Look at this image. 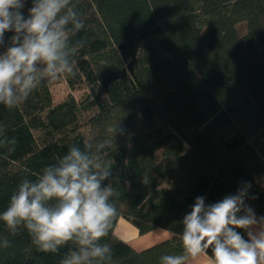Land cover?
Listing matches in <instances>:
<instances>
[{
	"label": "trees",
	"instance_id": "16d2710c",
	"mask_svg": "<svg viewBox=\"0 0 264 264\" xmlns=\"http://www.w3.org/2000/svg\"><path fill=\"white\" fill-rule=\"evenodd\" d=\"M31 6L26 0L25 16ZM70 6L84 23L69 34L73 74L43 81L16 108L0 104V141H16L0 143V213L23 180L35 181L73 145L96 151L120 121L123 131L98 152L111 167L102 186H112L118 210L102 240L111 264H160L180 254L182 221L196 199L214 204L245 182L246 205L264 217V0ZM13 34L5 33L0 53ZM60 84L67 93L56 99ZM119 218L140 235L162 229L171 237L135 250L114 234ZM71 247L41 252L26 229L12 234L0 221V264H60Z\"/></svg>",
	"mask_w": 264,
	"mask_h": 264
},
{
	"label": "clouds",
	"instance_id": "9594fccd",
	"mask_svg": "<svg viewBox=\"0 0 264 264\" xmlns=\"http://www.w3.org/2000/svg\"><path fill=\"white\" fill-rule=\"evenodd\" d=\"M25 3L0 0V46L6 32L14 33L0 53V104L9 109L26 101L43 81L73 74L77 46L70 45L69 34L84 28L71 0H32L27 16ZM122 131L120 121L114 123L109 128L113 139L96 151L91 143L83 149L73 145L35 181L23 180L0 221L12 234L26 229L41 252L57 253L72 245L60 264H111L112 248L102 240L118 210L111 201L114 189L102 186L111 167L98 152L111 147ZM0 143L16 141L5 138ZM143 182L148 183L147 177ZM250 187L245 182L235 195L210 205L198 197L182 221V252L161 256L160 264H188L201 257H207V264H264V217L257 218L245 203ZM237 229L245 230L248 239ZM3 247H9L7 239Z\"/></svg>",
	"mask_w": 264,
	"mask_h": 264
},
{
	"label": "crops",
	"instance_id": "0c3cea01",
	"mask_svg": "<svg viewBox=\"0 0 264 264\" xmlns=\"http://www.w3.org/2000/svg\"><path fill=\"white\" fill-rule=\"evenodd\" d=\"M114 234L138 251L151 247L171 237L169 232L162 229H155L140 235L137 229L123 218L117 220L114 227ZM188 264H207V257L189 260Z\"/></svg>",
	"mask_w": 264,
	"mask_h": 264
},
{
	"label": "rangeland",
	"instance_id": "374dc122",
	"mask_svg": "<svg viewBox=\"0 0 264 264\" xmlns=\"http://www.w3.org/2000/svg\"><path fill=\"white\" fill-rule=\"evenodd\" d=\"M54 94L56 99H61L66 93L67 90L65 89L63 84L54 86ZM78 96V93H75Z\"/></svg>",
	"mask_w": 264,
	"mask_h": 264
}]
</instances>
